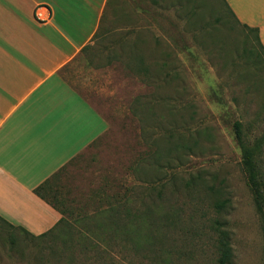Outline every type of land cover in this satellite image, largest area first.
Masks as SVG:
<instances>
[{
  "label": "rangeland",
  "instance_id": "rangeland-1",
  "mask_svg": "<svg viewBox=\"0 0 264 264\" xmlns=\"http://www.w3.org/2000/svg\"><path fill=\"white\" fill-rule=\"evenodd\" d=\"M112 2L103 40L74 65L86 76L70 78L108 131L59 178L65 223L42 239L5 226L0 264H218V222L231 234L232 264H264V50L255 32L223 0ZM133 46L149 76L129 60ZM238 123L258 148L261 202Z\"/></svg>",
  "mask_w": 264,
  "mask_h": 264
},
{
  "label": "crops",
  "instance_id": "crops-1",
  "mask_svg": "<svg viewBox=\"0 0 264 264\" xmlns=\"http://www.w3.org/2000/svg\"><path fill=\"white\" fill-rule=\"evenodd\" d=\"M112 1L0 0V235L2 224L34 238L56 232L69 202L64 181L44 198L37 189L108 131L70 78L86 76L74 65L103 40ZM224 1L264 47V0Z\"/></svg>",
  "mask_w": 264,
  "mask_h": 264
},
{
  "label": "trees",
  "instance_id": "trees-1",
  "mask_svg": "<svg viewBox=\"0 0 264 264\" xmlns=\"http://www.w3.org/2000/svg\"><path fill=\"white\" fill-rule=\"evenodd\" d=\"M224 3L226 4L225 1H224ZM226 6L228 7V10L233 14V12L229 8V6L227 4H226ZM233 16L235 17L234 14H233ZM237 22H239V21L237 20ZM245 27L250 29V30H252L253 32H255L256 38H257L260 46L264 50V47L260 43L258 30L249 28L248 26H245ZM96 37H97V35H96ZM98 37H99V35H98ZM88 50H89V47H86L84 49V52H87ZM131 50H132L131 51V55H128L129 56V60L131 58L133 61H136L137 62V66H136V63H135L134 64L135 67L137 69H139L140 72H144V76L145 75L149 76L152 73V71H151L150 67L144 68V66H142L144 64L143 55L134 46L131 48ZM134 65H133V67H134ZM140 100H141V97H137L136 102L139 103ZM236 127H237L236 139H237L238 144H239V146L241 148V151H242V156H243L242 163H243V168H244L245 174H246L247 179H248V185H249L250 189L252 190V192L254 193L257 202H261L262 201V189H261L262 182H261L260 171H259V167H258V159H257L258 148L250 146L247 143V141L244 139V137H243V135L241 133V130L239 128V123L236 124ZM156 158L159 160V156L156 157ZM158 160H156V161H158ZM66 167H64L61 171H59L52 179L48 180L42 187L38 188L37 191H36L38 193V195H40L42 198H44L43 191H46V189L49 186V184H51L53 181H55V179H57L58 177H60L64 173ZM103 195H104V193L102 191L99 194H97V196H98V200L97 201L101 205L103 204L102 202L104 200L103 199ZM100 204L98 206H100ZM54 206L59 209V207L57 205H54ZM109 207H110V210H111L112 206H109ZM60 211L64 215V218H62L60 223L57 225L56 230H58L65 223V220H66L65 219L66 218L65 217L66 216V210L60 209ZM112 211H113V208H112L111 212ZM125 221L124 222L121 221V222H123V224H124ZM217 224L218 225H217V229L216 230H217V236H218V254H219L217 263L218 264H232L233 263V258H234V251H233L232 242H231V234H230V232L228 231V229L225 227V225L223 223L218 222ZM5 226H8L9 228H12L9 225L2 224L3 229H4ZM105 226L106 227L107 226L111 227V222H109ZM124 228H127V223L125 224ZM48 236L40 237L39 239H42V238H45V237H48Z\"/></svg>",
  "mask_w": 264,
  "mask_h": 264
}]
</instances>
